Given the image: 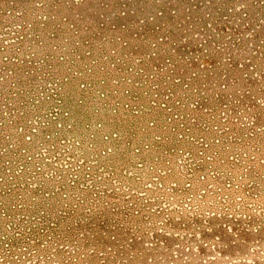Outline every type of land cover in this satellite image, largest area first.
I'll return each instance as SVG.
<instances>
[{"label":"rangeland","instance_id":"1","mask_svg":"<svg viewBox=\"0 0 264 264\" xmlns=\"http://www.w3.org/2000/svg\"><path fill=\"white\" fill-rule=\"evenodd\" d=\"M0 264H264V0H0Z\"/></svg>","mask_w":264,"mask_h":264}]
</instances>
